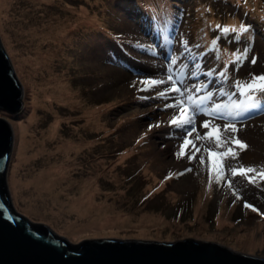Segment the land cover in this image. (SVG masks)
<instances>
[{"label":"rangeland","instance_id":"obj_1","mask_svg":"<svg viewBox=\"0 0 264 264\" xmlns=\"http://www.w3.org/2000/svg\"><path fill=\"white\" fill-rule=\"evenodd\" d=\"M11 1V29L4 31L0 23V38L24 88L23 105L15 114L0 108V117H8L13 130L6 177L14 205L73 241L89 236H200L264 256V179L251 173L255 182L249 183L228 175L231 187L225 181L218 184L216 171L210 175L208 152L224 153L233 145L216 147L206 138L209 129L201 127L212 120L225 140L236 135L247 142L238 159L230 161L234 167L251 166L257 172L264 168V111L238 117L236 107L243 98L236 83L264 74V0ZM155 5L178 17L174 28L168 26L169 16L164 23L152 16ZM242 23L251 26L249 32L240 30ZM217 25L235 28L230 35L241 39L224 36L213 46L214 37L220 35ZM9 44L16 54L46 56L40 57L42 63L32 73L37 85L20 69ZM244 50L247 57L234 63ZM202 54H209L212 62ZM197 64L202 68L196 70ZM168 75L182 82V90L199 84L212 93L202 102L199 97L205 92L180 97L185 108L197 109L196 132L191 136H186L189 126L169 123L187 117L177 104L179 94L167 91L169 83L150 86L151 80L166 81ZM141 81L149 84L147 90H142ZM34 88L46 90L39 98L43 101L31 94ZM161 92L166 95L160 96ZM188 95L194 99L189 101ZM216 105L220 107L213 112ZM31 113L35 117L30 120ZM54 119L58 120L55 134L48 136ZM19 123L33 138L27 147L31 157L25 161H19ZM232 124L240 129L238 133L223 131ZM186 138L194 144L183 147L181 155ZM66 143L73 147L65 153ZM14 173L35 180L43 174L55 181L54 188L39 192L46 209L54 206L53 199L65 203L78 195L79 184L88 180L90 199L99 206V216H108L109 222L100 218L92 229L74 235L44 212L41 203L25 201L23 195L37 193L36 185H22L16 192ZM245 201L258 212L245 208ZM144 215L154 217L148 221ZM74 218L71 213L70 219Z\"/></svg>","mask_w":264,"mask_h":264},{"label":"water","instance_id":"obj_2","mask_svg":"<svg viewBox=\"0 0 264 264\" xmlns=\"http://www.w3.org/2000/svg\"><path fill=\"white\" fill-rule=\"evenodd\" d=\"M24 88L0 38V108L19 110ZM13 131L0 117V264H264V256L200 236H89L77 241L13 203L6 169Z\"/></svg>","mask_w":264,"mask_h":264},{"label":"snow or ice","instance_id":"obj_3","mask_svg":"<svg viewBox=\"0 0 264 264\" xmlns=\"http://www.w3.org/2000/svg\"><path fill=\"white\" fill-rule=\"evenodd\" d=\"M217 29L220 32V35L214 37L212 43L213 46H215L219 41L224 37L228 36L229 39H236L240 40L241 37L239 35H235L234 37L230 35V32L232 34H235L236 30L235 28L229 29L227 27L221 28L220 25L216 26ZM251 26L242 23L240 25V30L244 33H247L250 31ZM184 47L187 49L188 48V42L184 41ZM191 51V49H188ZM248 53L247 50H244V52L241 55H237L235 57V60L233 61L234 63L241 61L242 59H245L247 57ZM175 63V61H173ZM251 63L255 64L256 63V58L253 57L251 59ZM208 75H212V72L209 71ZM219 75L224 76L225 73L221 72ZM141 83L145 84V89L142 90H147L149 87V84L145 81H141ZM161 83H169L171 85L170 89L167 91L178 93L179 95L177 96V104L180 107L181 113L183 114L185 111L188 113L186 118H180V119H172L169 123L171 126H176L178 128H185L186 126H189V131L186 133V136H191L193 132H196L195 128V117H196V111L197 109L194 107H187L185 108L184 102L181 101L180 97L184 96L186 92H194L196 94H199L201 92H205L206 86H202L199 84L192 85V87L181 89L179 86L180 83L179 81H175L174 77L172 75H168L166 81H160V80H151L150 81V86L151 87H156L157 85ZM236 88L239 91L241 95H247L248 100L252 101V104L250 105L251 107H256L258 102H259V96H264V74H259V75H252L251 78L245 82L244 84L237 83ZM160 96H165L166 92H161L159 93ZM212 93L210 91L205 92V95L203 97H199L200 101L202 102L204 99H211ZM187 99L189 101H192L194 97L192 95H188ZM176 105H165V107H174ZM219 105H216L215 109H213V112H215L217 109H219ZM237 108L240 107V105H236ZM240 113H237L239 115ZM157 127L160 125L157 124ZM150 126V130H151ZM201 127L209 129V132L206 133V138L209 139L210 141L214 142L216 147H221L224 144H231L233 145L232 147H228L227 151L224 153H218L215 151H209L208 152V163H210L213 167L210 169V175L211 171L215 170L217 174V183L219 184L221 181H225L229 187H231V180L227 179L228 175H231L232 177H242L246 180H248L249 183H254L255 182V175H259L262 179H264V168H261L259 172L251 166H243L240 165L239 167H234L230 161L231 160H237L239 157V154L241 151L245 150L247 148V144L243 142L241 139L238 138V136L233 135L231 136L228 140H225L222 135V131L218 125H215L212 120H207L204 121L201 125ZM223 131H230L232 133H238L240 131L239 128L235 126V124L232 125H225ZM197 136L199 137V134L197 133ZM189 143H193L189 141L187 138L184 140L183 145H182V153L181 155L185 154L183 153V147L189 145ZM239 149L237 151L236 149ZM199 151V149H197ZM189 160L195 158L194 156H189ZM204 158L201 157V163H204ZM186 171H191V169H187ZM251 173H255V175H249ZM237 199H241V197H237ZM243 206L245 208L251 209L253 212H258V209L248 203L244 202ZM264 215V214H262Z\"/></svg>","mask_w":264,"mask_h":264},{"label":"bare ground","instance_id":"obj_4","mask_svg":"<svg viewBox=\"0 0 264 264\" xmlns=\"http://www.w3.org/2000/svg\"><path fill=\"white\" fill-rule=\"evenodd\" d=\"M12 1L11 0H0V23L2 24V27L4 29V31L8 28V30L11 29V24L10 22H12V14L9 12V7L11 6ZM142 11V10H141ZM166 11H171V10H166ZM6 21V22H5ZM5 22V24L3 23ZM57 27V26H56ZM174 28V27H173ZM166 31H168L167 33L169 34V29H166ZM8 32V31H6ZM60 33V32H59ZM59 33L56 34L57 36H59ZM7 42L8 39H6ZM10 48L12 51H14V55L17 56V60L19 61L18 64L20 66V69L24 72H26L27 77L29 79H32V81H30L31 84L37 85L36 80L33 81V79H35L32 75V73L34 71L37 70L38 67H36V65L41 64V60L40 57L42 58H46V56H37L36 57H32V55L34 54L33 52L30 53L27 51V53H22V55L16 54L15 52V47L13 46V44H9ZM36 50H40V46L38 44V46L36 45ZM18 52V51H17ZM41 54V53H40ZM20 55L22 58H20ZM205 55L209 58V62H212V58L209 54H202ZM202 65L197 64L196 66V70L197 69H201ZM221 73V72H220ZM246 81H242L240 82V84H244ZM64 87V85L62 86ZM35 90H33L31 92V94L35 93L34 98L38 99L39 102L43 101L42 99H39L41 96V93L46 94V90L45 89H40V88H34ZM57 91V89H53V92ZM156 100V99H155ZM242 108L239 107V110H241ZM9 113L11 114H15L20 110H15V111H9L7 110ZM35 117V115L33 113L30 114V120L33 119ZM58 120L54 119L52 121L51 124V128L49 129L48 136H51L53 134H55L54 130L56 127ZM27 127L25 125H23L22 123L18 124V132H19V136H20V140H19V145H18V150H19V161H25L27 159H29L31 156V153H29L30 155L27 154V147L28 144L31 143L33 141L32 136H29L26 132ZM13 131V130H12ZM47 131V130H46ZM243 142L244 139L240 138ZM245 143H247L245 141ZM248 145V144H247ZM12 146H13V138H12ZM70 143H66L64 146V150L65 153L66 151H68L70 149ZM73 147V146H71ZM42 147H39V149H41ZM12 151V149H11ZM56 165H51L48 166L47 168L43 169L42 171L46 172L47 169L50 170L52 168H54ZM43 175V174H42ZM41 175V179H36L32 177V175H30L28 178L26 179H22L21 177L18 176V173H14V175L12 176V183L15 184V189L16 192L17 190H19L21 188V186L23 185H30L31 183L34 184L35 186V190L37 191V193L35 194H28V195H23V197L25 198V201H30L31 203H41L40 205H42V209L44 212H47L49 215H54V219L56 222H58L59 225H61L62 228L64 229H68L70 230L72 233H74V235H77L78 232L84 231V230H90L93 227H95V225L99 224L100 218L101 220H103V222H109L110 218L108 216H105L104 214H102V216H99V206H95L96 204L94 202L91 201V196L90 194H88V187H89V181L88 180H83V182H81L79 184V194L78 195H74L71 196L70 198H67L66 202L64 203L63 201H61L60 199H53L52 203L54 204V206H51L50 209H46L45 204L47 203L45 201L44 198L39 199V197L44 196L42 193H39L41 191V189H52V187L54 188L55 185V181L51 179V177L47 176L46 178L42 177ZM36 182V184H35ZM49 195H51V191L49 193ZM44 199V200H42ZM51 204V202L49 203V205ZM57 205V207L55 206ZM74 213L76 214V218L74 219H70V214ZM152 217H154L152 215ZM152 217L150 215H144V218L146 220H152ZM63 218V219H62ZM121 217L118 218V220H120ZM101 225V224H100Z\"/></svg>","mask_w":264,"mask_h":264},{"label":"trees","instance_id":"obj_5","mask_svg":"<svg viewBox=\"0 0 264 264\" xmlns=\"http://www.w3.org/2000/svg\"><path fill=\"white\" fill-rule=\"evenodd\" d=\"M261 102H264V96H259V102L258 103H261ZM252 104V101H249V100H246L242 105H241V110H245L246 108H249L251 107L250 105ZM261 108L258 110L260 111Z\"/></svg>","mask_w":264,"mask_h":264}]
</instances>
